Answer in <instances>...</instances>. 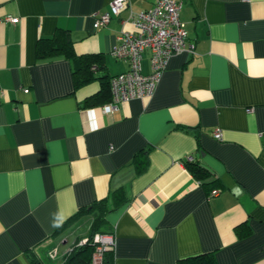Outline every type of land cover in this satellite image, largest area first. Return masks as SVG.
Instances as JSON below:
<instances>
[{"label":"crops","instance_id":"1","mask_svg":"<svg viewBox=\"0 0 264 264\" xmlns=\"http://www.w3.org/2000/svg\"><path fill=\"white\" fill-rule=\"evenodd\" d=\"M112 1L0 0V264H31L30 249L62 264L101 213L91 207H114L120 188L127 201L102 229L116 240L108 264H177L208 251L217 264H264V0H181L195 52L172 55L151 97L111 113L101 80L76 88L75 62L40 60L37 44L65 29L109 77L126 71L112 55L117 37L136 31L132 11L157 0H128L95 28ZM191 160L218 184L203 185ZM245 221L252 232L240 239Z\"/></svg>","mask_w":264,"mask_h":264},{"label":"built area","instance_id":"2","mask_svg":"<svg viewBox=\"0 0 264 264\" xmlns=\"http://www.w3.org/2000/svg\"><path fill=\"white\" fill-rule=\"evenodd\" d=\"M128 0H113L109 11L98 15L94 22L95 28L107 25L113 16H118L126 6ZM181 0H157L148 10L131 12L130 19L136 31L123 30L118 35V44L112 50V55L118 60L128 63V69L110 77L112 99L104 105V112L118 110L119 103L151 97L158 85L162 73L168 65L169 58L182 52L194 53L195 45L188 40L185 23L180 17ZM13 23L19 18L8 17ZM146 51L150 52L151 71H143V57ZM95 73L99 70L98 64L91 66ZM215 137L221 138V131H215ZM191 159V158H190ZM219 194V190L212 191V195ZM88 238L80 240L79 245L86 243ZM93 241L97 244L90 264H104V253L113 250L116 244L113 234L97 233ZM58 249L49 251L52 260L58 258Z\"/></svg>","mask_w":264,"mask_h":264},{"label":"trees","instance_id":"3","mask_svg":"<svg viewBox=\"0 0 264 264\" xmlns=\"http://www.w3.org/2000/svg\"><path fill=\"white\" fill-rule=\"evenodd\" d=\"M37 56L40 60L51 59L54 57L63 56L70 60H73L76 64L74 70V82L75 87L79 88L91 81L101 80L102 90L100 91L101 101L110 99L108 90L110 89V77L104 73L103 60L100 55L95 54H78L74 47V42L71 39L70 33L65 29H59L54 36L48 38H40L37 44ZM99 65V70L95 73L92 71L91 66L93 64ZM111 91V90H110ZM99 97V96H98ZM100 101V100H99ZM98 103L97 97L91 96L84 101V107L93 106ZM190 172L200 180L203 185H207L208 188H213L218 184V178L214 173L206 166L199 162L189 161L187 164ZM114 196L115 205L110 207L107 199H102L94 204L92 209L98 207L101 209V213L96 216L93 222V226L90 234L87 236L88 240L83 245H79V241L75 242L72 248L64 255L62 264H90L93 254L96 250V243L93 241L94 236L97 233H104L103 227L106 225V214L119 208L127 201V196L124 189L120 188L112 192ZM87 212V209L82 208L79 212ZM78 212V213H79ZM238 237L244 238L251 234L252 229L247 221L238 224L235 227ZM106 233V232H105ZM28 257L31 264H46L45 260L38 255L33 249L28 250ZM113 250H107L104 253V264L111 262L113 258ZM177 264H217L214 252L208 251L199 253L196 255L180 258Z\"/></svg>","mask_w":264,"mask_h":264}]
</instances>
